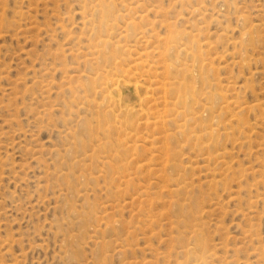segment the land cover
<instances>
[{"label": "rangeland", "instance_id": "1", "mask_svg": "<svg viewBox=\"0 0 264 264\" xmlns=\"http://www.w3.org/2000/svg\"><path fill=\"white\" fill-rule=\"evenodd\" d=\"M0 264H264V0H0Z\"/></svg>", "mask_w": 264, "mask_h": 264}]
</instances>
